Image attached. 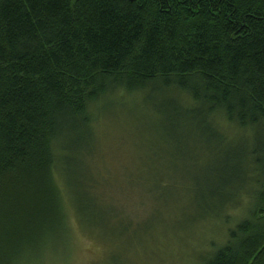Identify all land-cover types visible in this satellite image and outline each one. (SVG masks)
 <instances>
[{
	"label": "trees",
	"instance_id": "trees-1",
	"mask_svg": "<svg viewBox=\"0 0 264 264\" xmlns=\"http://www.w3.org/2000/svg\"><path fill=\"white\" fill-rule=\"evenodd\" d=\"M148 91L165 140L184 126L191 151L223 157L209 195L229 166L257 173L249 218L197 264H264V0H0V259L57 232L63 171L77 215H93L95 119L107 96ZM232 128L250 144L233 147Z\"/></svg>",
	"mask_w": 264,
	"mask_h": 264
},
{
	"label": "rangeland",
	"instance_id": "rangeland-1",
	"mask_svg": "<svg viewBox=\"0 0 264 264\" xmlns=\"http://www.w3.org/2000/svg\"><path fill=\"white\" fill-rule=\"evenodd\" d=\"M151 92L107 96L113 106L95 119L98 148L85 159L98 182L92 192L88 189L93 215H77L72 174L59 173L64 199L69 197L65 220L56 233L39 238L31 252L0 264H197L249 218L255 206L251 195L258 189L252 165L227 167L230 183L221 180L220 198L209 195L218 188L214 175L223 157L205 144L191 151L195 139L184 126L175 142L165 140L160 115L144 105L156 99ZM174 96L181 104L187 101ZM229 130L233 147L250 144L248 132Z\"/></svg>",
	"mask_w": 264,
	"mask_h": 264
}]
</instances>
